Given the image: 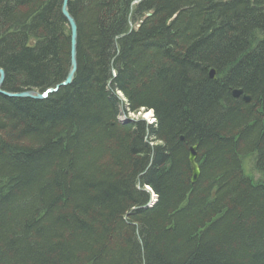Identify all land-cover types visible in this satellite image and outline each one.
Listing matches in <instances>:
<instances>
[{"label":"trees","instance_id":"16d2710c","mask_svg":"<svg viewBox=\"0 0 264 264\" xmlns=\"http://www.w3.org/2000/svg\"><path fill=\"white\" fill-rule=\"evenodd\" d=\"M62 1L0 0L2 92L65 80ZM67 10L71 84L0 93V264H264V0Z\"/></svg>","mask_w":264,"mask_h":264},{"label":"water","instance_id":"95a60500","mask_svg":"<svg viewBox=\"0 0 264 264\" xmlns=\"http://www.w3.org/2000/svg\"><path fill=\"white\" fill-rule=\"evenodd\" d=\"M69 0H63L62 1V5H61V13L63 15V17L65 18L68 26H69V32H70V60H69V68L65 77V80L63 81L62 84H60V86H56L54 88V92L57 91V89L59 87H64V86H68L71 84L74 74L76 72V38H77V28H76V24L74 22V20L72 19V17L69 15L68 10H67V4H68ZM147 16H149V14H147ZM214 77V71L210 72V78L212 79ZM4 80V74L3 71L0 70V87L2 85V82ZM47 92V91H46ZM0 93L6 97H10V98H31V99H35V100H41L43 99L45 96L39 95L37 93L34 92H23V93H5L2 92L0 90ZM241 95V91L237 90V91H233L232 96L233 97H238ZM244 101H248V98L243 96L242 97ZM196 146H193L192 148L189 149V153H188V157H187V162L189 164L190 167V172H191V177H190V183L192 185H194L197 182V179L199 177V167L196 163Z\"/></svg>","mask_w":264,"mask_h":264},{"label":"rangeland","instance_id":"374dc122","mask_svg":"<svg viewBox=\"0 0 264 264\" xmlns=\"http://www.w3.org/2000/svg\"><path fill=\"white\" fill-rule=\"evenodd\" d=\"M117 95H119L120 99L123 100L122 95H120V94H117ZM47 96H48V95H47ZM121 111H122V109H121ZM122 113H123V112H122ZM122 113H121V115H120V118H121V119H123V117H124ZM146 114H148V112H142V113L136 114V115H134V116H132V114H128V115L126 116V118L136 119V120H137V119H140V120L144 121L145 123H147L148 125H151V124H152V121H153V119L151 118L152 114L149 113V116L145 117ZM124 118H125V117H124Z\"/></svg>","mask_w":264,"mask_h":264},{"label":"bare ground","instance_id":"6f19581e","mask_svg":"<svg viewBox=\"0 0 264 264\" xmlns=\"http://www.w3.org/2000/svg\"><path fill=\"white\" fill-rule=\"evenodd\" d=\"M68 25V24H67ZM68 28H69V26H68ZM211 72V71H210ZM47 91V92H46ZM45 92H43L42 94H39V95H42V96H47V95H49V94H51V93H53L54 92V90H51V89H48V90H46ZM25 92H32V91H25ZM21 93H23V92H21ZM44 97V98H45ZM147 116H149V113L148 114H146V116L145 117H147ZM193 147V146H192ZM192 147H190V148H192ZM195 152H196V150H195ZM197 163V162H196Z\"/></svg>","mask_w":264,"mask_h":264}]
</instances>
